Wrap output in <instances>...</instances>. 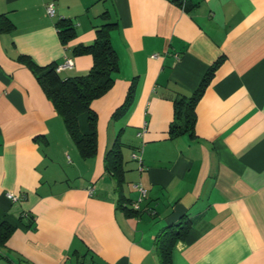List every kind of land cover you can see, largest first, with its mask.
Returning a JSON list of instances; mask_svg holds the SVG:
<instances>
[{"label": "crops", "instance_id": "crops-1", "mask_svg": "<svg viewBox=\"0 0 264 264\" xmlns=\"http://www.w3.org/2000/svg\"><path fill=\"white\" fill-rule=\"evenodd\" d=\"M1 15L0 223L13 231L0 264H159L155 239L184 213L172 264H264V0H0ZM60 17L74 25L66 45ZM103 23L118 71L91 103L97 151L83 158L20 57L67 56L59 76L84 75L92 58L74 48ZM210 68L193 129L171 133L174 101ZM115 140L120 188L104 166Z\"/></svg>", "mask_w": 264, "mask_h": 264}, {"label": "trees", "instance_id": "trees-1", "mask_svg": "<svg viewBox=\"0 0 264 264\" xmlns=\"http://www.w3.org/2000/svg\"><path fill=\"white\" fill-rule=\"evenodd\" d=\"M111 26H113L111 23L101 24L96 29L95 39L91 44H80L74 48L75 54H89L92 58V65L84 75L62 79L56 72L57 64L38 66L28 56L20 57L32 71L55 112L61 117L69 136L83 158H89L97 151V114L92 109L91 103L112 87L115 73L118 71V57L109 39ZM57 29L63 45L75 37L74 25L68 19H59ZM212 70L210 68L205 73L199 87L188 99L181 97L174 101L175 120L170 126L171 133L193 129L194 108L210 79ZM130 98L129 94L126 101ZM116 113L118 111L114 114ZM122 147L123 144L115 140L104 158L105 170L115 179L118 188L123 182L124 173ZM132 211V214L139 212L138 209L133 208ZM190 228V217L184 213L178 221L162 229L154 245L159 264H172V249L178 240L185 238ZM12 231L11 225L0 223V246L5 243Z\"/></svg>", "mask_w": 264, "mask_h": 264}, {"label": "built area", "instance_id": "built-area-1", "mask_svg": "<svg viewBox=\"0 0 264 264\" xmlns=\"http://www.w3.org/2000/svg\"><path fill=\"white\" fill-rule=\"evenodd\" d=\"M46 12L51 17L54 15V9H53L52 4H49L46 7ZM62 18L63 17H60V19H62ZM73 64L74 63H73L72 58L65 56L63 62L60 63V64H57V66L55 68L56 72H59L62 69H65V68H72ZM145 126H146V123L144 122L143 126L140 128V130L138 132V135H140L145 130ZM131 159L134 160L138 164V169L139 170L143 169L142 149H141V147L131 153ZM135 187L139 191V197L137 198L136 201H134L132 203V208L136 210V209H139L140 202L145 198L146 190L139 183L136 184ZM7 197L9 199H11L12 201H16V200L20 199V195H16V194H13V193H7Z\"/></svg>", "mask_w": 264, "mask_h": 264}]
</instances>
